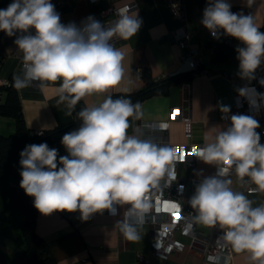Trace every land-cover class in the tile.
I'll return each mask as SVG.
<instances>
[{
  "label": "clouds",
  "instance_id": "clouds-1",
  "mask_svg": "<svg viewBox=\"0 0 264 264\" xmlns=\"http://www.w3.org/2000/svg\"><path fill=\"white\" fill-rule=\"evenodd\" d=\"M231 9L229 0H207L201 24L213 38L227 36L240 42L235 49L238 76L250 82L264 64V32L251 14ZM117 16L111 23L88 16L79 26L64 24L51 0H12L0 8V32L15 37L13 43L21 54L22 75L13 77L15 88L38 84L43 89L59 82L57 104H64L68 116L86 97H105L98 105L76 113L80 126L60 141L67 155H59L46 142L25 146L19 154L20 188L45 216L79 212L86 221L96 213L108 211L117 216L124 209L115 226L126 240L138 241L153 208L160 211L154 201L162 185L170 187L177 179V154L176 149L158 142L152 134L155 129L129 134L130 120L143 116L141 106L110 94L126 74V53L115 41L131 40L143 23L138 12L128 8ZM259 83L264 86V78ZM237 91L258 113L264 93L248 86ZM220 111L228 114L231 109L221 105ZM222 119L229 123L214 140L189 153L214 165L216 172L202 178L188 199L193 214L187 227L219 228V239L235 253H246L250 264H264V204L254 207L243 192L233 189L228 178L233 172L241 182L247 177L255 191L264 192L260 124L253 115H222ZM166 208L180 213L176 203Z\"/></svg>",
  "mask_w": 264,
  "mask_h": 264
},
{
  "label": "crops",
  "instance_id": "crops-1",
  "mask_svg": "<svg viewBox=\"0 0 264 264\" xmlns=\"http://www.w3.org/2000/svg\"><path fill=\"white\" fill-rule=\"evenodd\" d=\"M133 2L136 6L130 12H138L143 23L131 40L115 41V46L126 53L124 61L126 74L118 85L110 89V93L133 92L143 88L146 84V72L151 78H158L165 74L193 71L189 70L182 60L183 51L175 39L179 23L164 0H98L96 2L73 0L58 13L64 24L75 22L79 26L88 16L95 17L101 23H108L110 17H103L100 13L103 8L109 5L123 6ZM229 2L232 4L233 12L251 14L257 27L263 28L264 0H252L251 3L249 0H229ZM206 4L207 0H185V8L190 17L191 42L193 46L201 48L204 67L208 72L196 70L191 81L173 85L168 94L153 95L139 103L143 116L140 120H130L129 134L140 133L136 131V124L139 121L171 119L174 106H179L184 114L192 116L194 120L193 136L189 139L184 132L182 121L179 118L172 119L169 138L174 143L211 142L229 123L222 119L220 106L227 105L234 110L237 89L245 82L238 76L239 61L236 59L235 49L240 42L227 36L213 38L202 26L201 19ZM14 39L15 37L9 38L0 32V53L5 56L0 78L22 75L21 54L17 53ZM220 40L232 48L225 60L217 61L215 55L221 47ZM58 86L59 82L43 89L38 84L19 89L23 114L28 127L33 131L52 130L73 118L74 113L71 116L66 114L67 109L64 104H57ZM2 96L4 100L5 92ZM104 98L102 95H93L86 97L84 101L87 106L98 105ZM16 127L14 117L0 115V135L14 134ZM60 141L49 147L58 149L61 156L67 155ZM263 141L261 135V143ZM180 171L189 188L193 176L204 178L214 175L216 167L198 161L195 168L183 165ZM228 178L233 181L234 190L243 192L247 177L243 182L235 173ZM249 197L254 207L264 204V192H254ZM0 198L4 202L1 193ZM123 210L120 209L121 214L117 216L111 215L108 211L102 214L96 213L86 221L80 218L79 212H54L47 216L38 212L36 229L48 243L58 264H134L140 262L141 256L147 258L149 264H204L202 253L193 248L190 239L181 233H178L177 237L186 243L181 252L172 253L167 257L156 254L152 245L153 226L149 223H145L140 229V240H126L115 226L116 221L122 218ZM2 216L0 209V228L3 222ZM197 227L202 232L211 231V228L199 225ZM15 230L17 229L11 228L7 234H4L14 243L19 237L15 234ZM0 251L11 256L19 264H23L18 255L9 254L1 248ZM3 263L7 264L4 261ZM234 264H250L248 255L235 253Z\"/></svg>",
  "mask_w": 264,
  "mask_h": 264
},
{
  "label": "built area",
  "instance_id": "built-area-1",
  "mask_svg": "<svg viewBox=\"0 0 264 264\" xmlns=\"http://www.w3.org/2000/svg\"><path fill=\"white\" fill-rule=\"evenodd\" d=\"M73 0H51L55 5V9L59 12L64 6L72 2ZM98 0H89V2H96ZM172 9L176 20L179 23V29L175 32V39L180 46L182 53V60L188 66L189 70H202L208 72V69L204 67V56L200 47H195L191 42V32L189 29L190 17L187 14L185 8V0H164ZM136 3H128L123 6L109 5L101 10V15L103 17H110L107 21L111 23L118 18L117 14L121 9L128 8L133 9ZM22 68V64H21ZM182 72H176L172 74H165L156 78L157 80L172 77ZM264 78V66L261 67L256 72V79L252 81H245L240 87L248 86L255 88L257 92L264 93V86H261L259 80ZM11 84V78L5 77L0 78V86H9ZM1 93V92H0ZM236 108L231 110L228 114H245L253 115L260 124L257 131L264 138V105H261L259 112L257 113L254 109L249 106V103L243 97L238 95V91L235 95ZM173 118H179L184 126V132L186 136L190 139L193 136L194 130V120L192 116L186 115L181 111L179 106H174L171 111V119L167 120H153V121H139L136 124V131L148 133L152 129L153 135L158 137V142L167 144L168 146L176 149L177 159L174 162L175 173L177 179L172 182L170 187H164L162 185V190L157 193V200L154 201L160 211H156L155 207L150 213L147 222L153 226L152 234V245L153 250L156 254L167 257L172 253L181 252L185 246V242L177 237L178 233L186 235L190 239V245L193 248L199 250L204 258V264H234L235 252L231 249L229 245H226L222 240L219 239L221 236V231L219 228L212 229L209 233L202 232L197 225H193L191 229L187 227V224L191 221L192 210L188 204V199L193 195L195 186L199 183L202 177L193 176L191 179V186L188 188L181 174V166H188L189 168H195L198 160L195 156L189 155L193 147L200 146L204 144L198 143H174L171 142L169 138V131L171 128V123ZM229 122L228 120H226ZM165 124L164 129H159L158 125ZM36 134L44 133L42 130L34 131ZM264 144V141L262 142ZM183 156V161L180 157ZM234 172L231 174L233 175ZM255 185L251 184L247 179L245 186L243 188V193L250 200V194L255 191ZM250 189H252L250 191ZM32 198V197H31ZM33 201V198H32ZM171 204L176 203L179 206L180 213L176 214L175 209L165 210V203ZM109 213V212H108ZM134 264H149V260L144 256H141L140 262Z\"/></svg>",
  "mask_w": 264,
  "mask_h": 264
},
{
  "label": "trees",
  "instance_id": "trees-1",
  "mask_svg": "<svg viewBox=\"0 0 264 264\" xmlns=\"http://www.w3.org/2000/svg\"><path fill=\"white\" fill-rule=\"evenodd\" d=\"M12 0H0V8H6ZM264 32V26L260 29ZM220 49L215 55V60H225L231 46L220 40ZM5 62V56L0 53V71ZM193 71L182 72L172 77L157 80L151 78L146 72V84L143 88L133 92H112L113 99L126 98L133 103H141L153 95L168 94L173 85L191 81ZM0 115L12 116L16 119V132L11 135H0V193L4 199L2 210V226L0 234H7L11 228H16L21 235L15 241V253L20 259H25V264H58L48 243L37 233L36 219L38 211L33 206L32 198L27 196L20 188V152L29 144L46 142L51 145L60 141L62 136L80 126L76 113L87 106L84 99L77 106L73 118L52 130L45 131L42 135L36 134L26 123L19 89L13 86V78L9 86H0ZM5 92L3 100L2 93ZM0 264H4L0 259Z\"/></svg>",
  "mask_w": 264,
  "mask_h": 264
},
{
  "label": "water",
  "instance_id": "water-1",
  "mask_svg": "<svg viewBox=\"0 0 264 264\" xmlns=\"http://www.w3.org/2000/svg\"><path fill=\"white\" fill-rule=\"evenodd\" d=\"M15 247L16 245L10 237L4 234H0V248L1 249H3L9 254H13L17 256V254L15 253Z\"/></svg>",
  "mask_w": 264,
  "mask_h": 264
},
{
  "label": "rangeland",
  "instance_id": "rangeland-1",
  "mask_svg": "<svg viewBox=\"0 0 264 264\" xmlns=\"http://www.w3.org/2000/svg\"><path fill=\"white\" fill-rule=\"evenodd\" d=\"M0 209L3 210L4 209V202L2 201V199L0 198ZM15 234L17 235H21V232L19 230H15ZM3 251H0V259L4 262H6L7 264H19V262L15 261L11 256L2 253ZM22 262L23 264H25V259L22 256Z\"/></svg>",
  "mask_w": 264,
  "mask_h": 264
},
{
  "label": "snow or ice",
  "instance_id": "snow-or-ice-1",
  "mask_svg": "<svg viewBox=\"0 0 264 264\" xmlns=\"http://www.w3.org/2000/svg\"><path fill=\"white\" fill-rule=\"evenodd\" d=\"M166 206H167V202L165 203V210H167Z\"/></svg>",
  "mask_w": 264,
  "mask_h": 264
}]
</instances>
